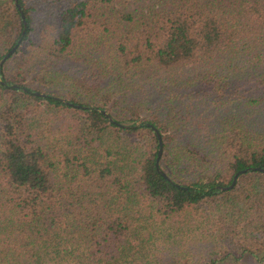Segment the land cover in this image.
<instances>
[{
	"label": "trees",
	"instance_id": "obj_1",
	"mask_svg": "<svg viewBox=\"0 0 264 264\" xmlns=\"http://www.w3.org/2000/svg\"><path fill=\"white\" fill-rule=\"evenodd\" d=\"M17 2L25 28L0 63V264L262 260L264 0ZM21 28L0 0V58Z\"/></svg>",
	"mask_w": 264,
	"mask_h": 264
},
{
	"label": "water",
	"instance_id": "obj_2",
	"mask_svg": "<svg viewBox=\"0 0 264 264\" xmlns=\"http://www.w3.org/2000/svg\"><path fill=\"white\" fill-rule=\"evenodd\" d=\"M14 4L15 6L17 7L18 11H19V14L21 16V20H22V28H21V31L16 39V41L8 48L7 51L4 52V54L2 55V57L0 58V63L13 51L14 47L17 45L23 31H24V28H25V20H24V17H23V13H22V10L19 6V3L17 2V0H14ZM3 82V81H2ZM4 83V82H3ZM9 85H15V84H9ZM35 94H39V95H43L44 93L43 92H39V91H33ZM64 102L68 103V104H71V105H76V106H81V104L79 103H72V102H69L67 100H64L63 98H61ZM90 107V106H88ZM103 114H105L110 120L118 123V124H121L120 122L118 121H115L110 115L109 113L105 110V109H99ZM136 123H139V121H137ZM150 126L153 128L155 134H156V137H157V149H156V155H155V159H154V165H155V168L157 171H159L160 174H162L164 177L167 178V175L166 173L160 168L159 164H158V157H159V154H160V151H161V140H160V134L157 130V128L153 125L150 124ZM252 166H247V167H244V168H241V169H238L236 170L232 177H231V180L230 182L227 184V185H218V187L220 188H228V187H231V185L234 183L235 179H236V176L239 174V173H242L243 171L247 170V169H251ZM257 169L259 170H264L262 169L261 167H256Z\"/></svg>",
	"mask_w": 264,
	"mask_h": 264
},
{
	"label": "rangeland",
	"instance_id": "obj_3",
	"mask_svg": "<svg viewBox=\"0 0 264 264\" xmlns=\"http://www.w3.org/2000/svg\"><path fill=\"white\" fill-rule=\"evenodd\" d=\"M39 61H42L43 62V64H46V61H43L42 59H39V60H37L36 61V64H31V66H30V70H29V72H28V74H27V78L29 79L30 78V75L33 73L32 71H33V69H35V67H37L38 66V64H39ZM67 64V62L66 61H62V60H58L57 61V64H55L56 66H59V65H66ZM83 70H84V68H82ZM235 85H236V81H232ZM237 84H240L239 86H235V88H237L238 90H239V92H243V93H246V89H251V87H252V85H253V83L251 82L250 84H249V86H247V85H245V84H247V82H242V83H237ZM256 85V84H255ZM260 87H262V86H260ZM246 88V89H245ZM256 88H258V87H256ZM187 90H191V91H193V90H195V89H197L195 86H193V87H191V89H189V88H186ZM243 89V90H242ZM209 91H212V89L210 88L209 89ZM60 92H63V90H61ZM242 92H241V94H242ZM211 94H213V92H211ZM165 95H163V96H159V97H157V98H154V101L151 103H149V105H146L145 107L144 106H141V107H139V109H138V114L140 115V116H149L150 117V114H152V112L154 111V110H152V109H154L155 108V105H156V103L158 102V100L159 99H162L163 97H164ZM183 97V96H182ZM148 107V108H147ZM47 135H48V133H47ZM136 137H137V139H139L140 141L143 139L142 137H139V136H135V137H133L134 139H136ZM162 149V148H161ZM161 152V151H160ZM160 155V154H159ZM159 158H158V163H159ZM161 162V161H160ZM161 168V167H160ZM263 257V259L262 260H256L255 258L254 259H252V258H249L248 260H246V262H248L249 264H264V255L262 256Z\"/></svg>",
	"mask_w": 264,
	"mask_h": 264
}]
</instances>
